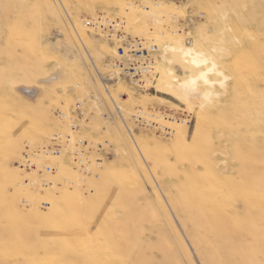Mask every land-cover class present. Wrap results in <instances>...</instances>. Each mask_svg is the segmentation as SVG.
<instances>
[{
  "label": "rangeland",
  "instance_id": "rangeland-1",
  "mask_svg": "<svg viewBox=\"0 0 264 264\" xmlns=\"http://www.w3.org/2000/svg\"><path fill=\"white\" fill-rule=\"evenodd\" d=\"M101 16L157 46L150 91L107 94ZM180 43L223 73L188 101ZM0 264H264V0H0Z\"/></svg>",
  "mask_w": 264,
  "mask_h": 264
},
{
  "label": "built area",
  "instance_id": "built-area-1",
  "mask_svg": "<svg viewBox=\"0 0 264 264\" xmlns=\"http://www.w3.org/2000/svg\"><path fill=\"white\" fill-rule=\"evenodd\" d=\"M183 1L189 2V0ZM85 25L93 30L103 31L105 37L109 40H120L123 43L122 46L118 48V58L109 62L106 66L107 72L103 78L106 82V87H108L109 84L119 85L121 83H126L134 90L141 92H148L154 88L152 87V83L156 75L155 60L159 52L157 46L149 45L141 40H128L124 33V24L120 21H111L108 18L103 19V16L95 20H87L85 21ZM78 104L81 106V103ZM58 115L61 118L64 117L62 111H60ZM168 116L169 115L158 117V115L155 114L149 115L143 113V111H139L134 115V120L139 125L155 129L158 128V131L168 133L170 129L158 123L162 118L165 120L169 119ZM173 120L175 119L173 118ZM83 153L84 152L80 151L76 153V162L85 170Z\"/></svg>",
  "mask_w": 264,
  "mask_h": 264
},
{
  "label": "bare ground",
  "instance_id": "bare-ground-1",
  "mask_svg": "<svg viewBox=\"0 0 264 264\" xmlns=\"http://www.w3.org/2000/svg\"><path fill=\"white\" fill-rule=\"evenodd\" d=\"M129 6H130V10H131L129 20L133 24L137 25L139 20H138V15L135 12V7H133L131 4H129ZM154 6L155 7H153V8L151 7L152 9L149 7L145 8V9H147V14H151L152 10L154 12H158L160 14L163 13V9H162V6L160 4H156ZM104 18H107V17H103V19ZM111 21H114V20H111ZM104 37H105V34H104ZM179 45L180 46H178V47L172 46L171 50H178L181 53V56L186 60L187 63H191L196 68H198L199 69L198 75L196 77H190L187 80H184V79L182 80L179 77H177L171 69L161 71L160 89H162V90H160V91H162L164 94L169 95V96H171L177 100L188 101V99L191 97V94L193 92H195V93L198 92V85H200L199 84L200 82L212 85V83L209 79V75L212 73H216V74H221V76H223L222 75L223 73H222V71L219 70L218 64L214 60L210 59L211 57H208L206 55V53H204L202 50H197V49H194L191 47L181 46L182 45L181 43ZM105 90H106L107 94L111 95L108 87H105ZM209 96H210V93L209 94L203 93V95H202V97L207 98V99H209ZM116 110H119V108L117 106H116ZM63 116L64 117L62 119H64V118L68 119V117H66L67 116L66 114H64ZM162 120H165V119L162 118L159 121H162ZM168 120L169 119H167L165 121H168ZM170 121H172V120H170ZM55 139L57 141H59L62 139V137L56 136ZM58 152H59V154L61 153L60 151H58ZM45 154L50 156L53 153L51 151L50 152L45 151ZM82 169L83 168L81 167V170Z\"/></svg>",
  "mask_w": 264,
  "mask_h": 264
}]
</instances>
